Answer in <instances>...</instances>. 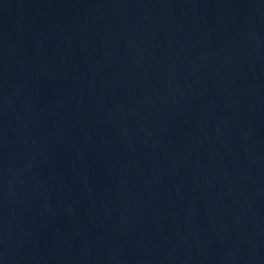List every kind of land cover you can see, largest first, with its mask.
<instances>
[{"label":"water","instance_id":"obj_1","mask_svg":"<svg viewBox=\"0 0 264 264\" xmlns=\"http://www.w3.org/2000/svg\"><path fill=\"white\" fill-rule=\"evenodd\" d=\"M0 264H264V0H0Z\"/></svg>","mask_w":264,"mask_h":264}]
</instances>
